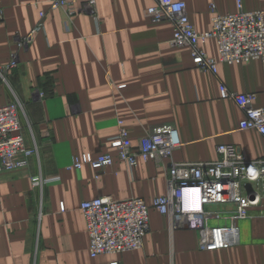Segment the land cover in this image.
<instances>
[{
    "label": "crops",
    "instance_id": "crops-1",
    "mask_svg": "<svg viewBox=\"0 0 264 264\" xmlns=\"http://www.w3.org/2000/svg\"><path fill=\"white\" fill-rule=\"evenodd\" d=\"M49 0H0V66L10 62L11 39L25 36L40 22L26 52L0 84V105L15 100L21 136L37 153L26 169L0 175V264H264V188L260 204L236 219V206H215L219 214L208 227L234 225L239 244L202 251L194 229H172L170 220L149 211V230L140 250L92 258L80 205L109 196L136 198L147 205L167 193L171 164L210 163L216 147H237L247 163L264 160V138L241 130L243 111L222 98L220 88L255 95L253 106L264 108V62L218 64L216 74L195 68L188 49L171 45L174 28L154 22L145 12L155 0H95L96 17L76 6L67 30L60 10ZM186 5L198 33L211 29V7L219 15L261 11L264 0H175ZM45 15L40 20V13ZM218 59L214 40L200 45ZM44 93L42 100L32 90ZM118 122L131 144L151 130H172L179 148L160 166L140 159L129 169L111 147ZM109 155L112 164L100 170L75 158ZM39 178L40 185L32 179ZM61 207L63 210H61Z\"/></svg>",
    "mask_w": 264,
    "mask_h": 264
},
{
    "label": "built area",
    "instance_id": "built-area-1",
    "mask_svg": "<svg viewBox=\"0 0 264 264\" xmlns=\"http://www.w3.org/2000/svg\"><path fill=\"white\" fill-rule=\"evenodd\" d=\"M48 3L51 10L63 13L67 30L77 13L78 3H81L84 14L97 20L95 0H49ZM237 8L234 14L219 15L211 7V29L204 33L195 31L183 2L155 0V6L148 8L145 15L154 22H171L174 28L171 45L177 49H188L195 68L216 74L220 63L264 62L263 13L244 11L240 2ZM44 15L40 13V20ZM2 19L0 11V21ZM41 27L39 22L29 34L13 36L10 62L0 66L1 85L8 84L9 73L17 67L19 54L27 51ZM211 39L216 42L217 60L208 57L200 48L201 44ZM220 93L222 98L233 100L243 111L244 119L239 128L255 130L264 138V108L253 106L255 95L232 93L224 87L220 88ZM31 97L42 100L44 93L34 89ZM23 107L24 104L18 100L0 105V175L26 169L29 159L37 153L36 148H26L21 136L19 112ZM179 145L174 131L162 129L148 131L134 147L121 122H118L117 135L111 140L118 160L129 169L135 167L138 159L160 166L163 160L171 158ZM216 154L219 159L210 163H172L167 173L166 195L155 198L149 205L141 199L114 200L109 196L82 202L80 211L89 237V255L95 258L140 250L149 230L150 209L166 216L172 229L196 230L199 250L214 251L237 246L239 232L234 225L208 227L210 219L219 218V214L211 211V208L232 204L236 206V211L230 217L231 222L246 218L248 210L260 204L258 189L264 188V160L249 164L240 150L231 145L217 146ZM111 164L109 155L95 159L83 155L75 158L69 169L80 170L82 165H88L100 170ZM32 182L33 185L42 184L39 178H33Z\"/></svg>",
    "mask_w": 264,
    "mask_h": 264
}]
</instances>
